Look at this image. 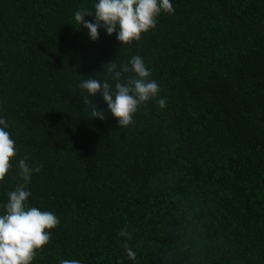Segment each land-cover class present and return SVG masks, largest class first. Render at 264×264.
Wrapping results in <instances>:
<instances>
[{
	"label": "trees",
	"instance_id": "obj_1",
	"mask_svg": "<svg viewBox=\"0 0 264 264\" xmlns=\"http://www.w3.org/2000/svg\"><path fill=\"white\" fill-rule=\"evenodd\" d=\"M97 2L0 0V118L17 153L0 205L27 157L42 165L27 207L59 219L32 264H264V0H170L123 46L75 22ZM133 56L165 107L120 128L98 93L106 118L89 120L79 84H114L106 64Z\"/></svg>",
	"mask_w": 264,
	"mask_h": 264
},
{
	"label": "clouds",
	"instance_id": "obj_2",
	"mask_svg": "<svg viewBox=\"0 0 264 264\" xmlns=\"http://www.w3.org/2000/svg\"><path fill=\"white\" fill-rule=\"evenodd\" d=\"M161 12H174L170 0H98L94 11L84 8L74 13L75 22L88 30L92 41L99 39V29L103 28L111 36L117 33L121 46L139 41L143 33L156 27L157 17ZM94 21H86V16H93ZM108 78L113 83L89 78L79 84L83 91L84 109L88 119L99 118L103 121L105 112L92 101L98 93L102 94L107 104V112L124 128L133 123V117L142 105L154 100L161 109L165 99H156L160 87L150 79L151 70L140 56L131 57L127 63L117 65L116 61L107 64ZM105 66V65H104ZM90 109V111H89ZM0 181H3L13 167L12 160L17 155L15 141L6 131V120L0 118ZM19 176L23 184L7 194V203L0 205L4 213L0 214V264H32L37 252L50 241V232L59 225L58 217L50 211H41L37 207H27L30 191L26 185L32 173L41 171L42 165L30 168L27 157L19 160ZM120 235L128 236L126 232ZM130 238V237H129ZM130 260L136 259V252L127 243L123 245ZM60 264H80L78 260H61Z\"/></svg>",
	"mask_w": 264,
	"mask_h": 264
}]
</instances>
